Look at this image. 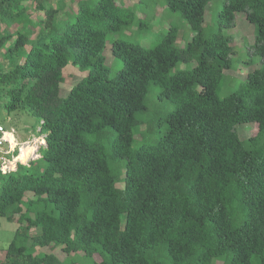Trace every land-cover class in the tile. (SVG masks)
I'll return each mask as SVG.
<instances>
[{"label":"trees","instance_id":"16d2710c","mask_svg":"<svg viewBox=\"0 0 264 264\" xmlns=\"http://www.w3.org/2000/svg\"><path fill=\"white\" fill-rule=\"evenodd\" d=\"M215 1L0 0V105L45 139L28 163L0 160V227L25 225L0 264H264V65L220 95L239 11L264 57V0H220L209 30ZM69 63L85 74L63 95Z\"/></svg>","mask_w":264,"mask_h":264},{"label":"rangeland","instance_id":"374dc122","mask_svg":"<svg viewBox=\"0 0 264 264\" xmlns=\"http://www.w3.org/2000/svg\"><path fill=\"white\" fill-rule=\"evenodd\" d=\"M138 0H127V3L131 4L133 2H137ZM217 2V3H216ZM221 5V1L217 0L215 3L209 8L206 12V22L209 24V30L217 27V24L214 22V14L217 7ZM218 9V8H217ZM159 14L162 12V8L158 10ZM40 13H35L34 16H38ZM141 14V13H140ZM170 20L167 17V14L162 18V22L164 26L159 27L155 34H153V38L156 39L155 35L161 30L164 31L168 27V23L165 21ZM178 23L181 27L180 38L179 41L185 43L187 39L193 35L188 23L184 19H178ZM158 27H156L157 29ZM230 30L232 33L231 43L233 45V53L232 56L234 58V67L235 71H228L229 74L232 75L231 79L228 80L225 85L220 90V95L225 93L232 92L239 81L246 77L247 73L254 68L261 67L264 65V57L255 51L253 45L255 43L256 33L255 26L252 22L249 21L247 17L246 11H239L236 15L235 25L230 26ZM124 33L128 35V31H123L122 34H113L112 38L123 35ZM133 35L132 37H135ZM147 43V41H146ZM111 46L108 45L105 50V61L109 65V73L111 76L116 75L118 70L122 67L123 60L119 57H116L110 52ZM189 66V63L182 62L178 65V67H186ZM64 72V82L61 84V91L63 95H66L69 90L73 87V85L84 76V72L80 71L76 66L72 63H69L63 70ZM160 91V86L153 85L150 97L153 103H157L158 100V92ZM0 105V124L4 125L8 130L14 132L18 141H22L20 143V147L17 148L16 159L15 160H23L25 162H29L38 157L36 148L42 142L44 143V136L38 137L40 134V122L36 118V116L32 115L28 108L20 107L17 110L8 112L5 109L4 105L1 107ZM257 130L256 123H240L237 125V131L240 136L245 139L249 137L251 134H254ZM27 139V140H26ZM29 139V140H28ZM26 140V141H23ZM29 142V146L33 147L34 153L30 155L26 160L20 158L21 153V145L25 142ZM15 147V146H14ZM13 161V160H11ZM21 162V161H20ZM10 164V163H8ZM9 166V165H8ZM27 197H34V192L28 191ZM26 220V219H24ZM19 227H25L18 219L9 220L4 218L2 220V225L0 227V258L3 260L5 256V248L9 245L11 240L13 239L16 230ZM38 231L37 228H32L29 233L34 234ZM39 251L46 253H55L58 257L65 259L66 253L63 251L60 246H46L38 248ZM97 260H100V256L98 254L95 255Z\"/></svg>","mask_w":264,"mask_h":264},{"label":"built area","instance_id":"2783aa9c","mask_svg":"<svg viewBox=\"0 0 264 264\" xmlns=\"http://www.w3.org/2000/svg\"><path fill=\"white\" fill-rule=\"evenodd\" d=\"M11 133L15 136L13 131L8 130L4 125L0 124V160H1V170L3 173H6L7 171L11 170V168L8 167L9 165L8 163L11 160L13 161L15 160L14 151L16 147L18 148L20 147L19 145L21 143V141H18L17 137L15 136L17 145L13 147V142L7 136L8 134Z\"/></svg>","mask_w":264,"mask_h":264},{"label":"bare ground","instance_id":"6f19581e","mask_svg":"<svg viewBox=\"0 0 264 264\" xmlns=\"http://www.w3.org/2000/svg\"><path fill=\"white\" fill-rule=\"evenodd\" d=\"M9 139H11V141L13 142V147L15 145H17L16 143V139H15V136L11 133V134H8L7 135ZM29 142H25L24 144L21 145V153H20V158H23L24 160H26L30 155H32V153H34V149L33 147H30L29 145ZM17 156H15V159H16Z\"/></svg>","mask_w":264,"mask_h":264},{"label":"clouds","instance_id":"9594fccd","mask_svg":"<svg viewBox=\"0 0 264 264\" xmlns=\"http://www.w3.org/2000/svg\"><path fill=\"white\" fill-rule=\"evenodd\" d=\"M38 137H41V136H38ZM21 142H22V141H21ZM44 142H45V139H44ZM42 143H43V142H42ZM17 148H18V147H16L15 151H17ZM37 148H38V146H37ZM37 148H36V149H37ZM15 151H14V152H15ZM35 152H36V151H35ZM18 154H19V153L15 154V156L18 155ZM21 162H22V161H21ZM25 163H26V162H25ZM27 163H28V162H27Z\"/></svg>","mask_w":264,"mask_h":264}]
</instances>
